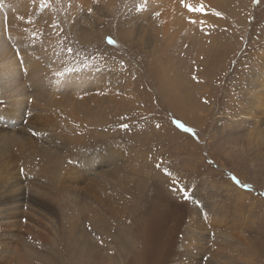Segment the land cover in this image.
<instances>
[{
    "label": "rangeland",
    "instance_id": "1",
    "mask_svg": "<svg viewBox=\"0 0 264 264\" xmlns=\"http://www.w3.org/2000/svg\"><path fill=\"white\" fill-rule=\"evenodd\" d=\"M38 1L0 0V264H264V0L196 2V38L166 0Z\"/></svg>",
    "mask_w": 264,
    "mask_h": 264
},
{
    "label": "bare ground",
    "instance_id": "2",
    "mask_svg": "<svg viewBox=\"0 0 264 264\" xmlns=\"http://www.w3.org/2000/svg\"><path fill=\"white\" fill-rule=\"evenodd\" d=\"M4 1V4L6 5V6H8V8L9 9H11V8H13V7H15V8H17V10L18 11H20V10H22V8L20 7L21 5H19V4H21L24 0H3ZM30 1H33V0H30ZM40 1V0H39ZM38 1V2H39ZM46 1V0H45ZM44 1V2H45ZM61 1V0H60ZM65 1V0H64ZM72 1V0H71ZM71 1H68L69 3L71 2ZM201 2V0H186V2L187 3H189V4H195L196 2L197 3H200ZM66 2H67V0H66ZM67 2V3H68ZM158 0H154V4H156V6H158ZM166 2V4L163 2V4L162 5H165V6H163V7H166L165 9H161V8H159L158 7V10L156 11V13L157 12H159L160 13V15L159 16H157V22L159 23V26H160V28H161V30H162V33L164 34V35H168L167 37L169 38V37H171V38H174L175 37V33L177 34V33H183L184 35V37L185 36H187V37H194V38H196V37H199L200 36V34H199V30H198V32L197 31H194L193 33L194 34H192L190 31H192L191 30V27H193V26H195L196 24H198V21L197 20H200L199 19V15L201 14V13H198V16H197V13L195 14V16L194 17H189L187 14H186V11H184V10H180V0H166L165 1ZM40 3V2H39ZM53 3V2H52ZM51 3V4H52ZM74 3H76L77 5H81V1H79V0H74L73 1V3L72 4H74ZM162 3V2H161ZM3 4V5H4ZM86 4V3H85ZM71 5V4H70ZM70 5H68V6H70ZM160 5V4H159ZM197 5V4H196ZM63 6V5H62ZM71 6H73V5H71ZM70 6V7H71ZM155 6V5H154ZM51 7V6H50ZM74 7H76V6H74ZM69 8V7H68ZM156 8V7H155ZM5 11V10H4ZM47 11V10H46ZM49 12H51V11H49ZM48 12V13H49ZM0 13H2V12H0ZM21 13V12H20ZM4 14V13H3ZM23 14V13H22ZM1 15V14H0ZM7 15V14H6ZM21 15V14H20ZM46 15V14H45ZM2 16V15H1ZM8 16V15H7ZM13 18V17H12ZM16 18H18L17 17V15H16ZM16 18L14 19V22L13 23H16L15 22V20H16ZM186 18H189V20H195L196 21V24H190L189 23V20H187ZM2 19V18H1ZM8 19H9V16H8ZM155 19V18H154ZM185 19H186V21H185ZM18 20V19H17ZM16 20V21H17ZM13 21V20H12ZM185 22L187 23V26L185 27ZM8 23V22H7ZM12 23V25H10V26H12V28H13V32L15 31V29H17L18 30V27L16 28H14V26L16 25V24H13ZM17 24H19L18 23V21H17ZM9 25V23L7 24V26ZM19 26V25H18ZM154 26V25H153ZM9 27V26H8ZM20 27V26H19ZM69 27V26H68ZM74 27V26H73ZM10 28V27H9ZM11 28V29H12ZM70 28V27H69ZM75 28V27H74ZM175 28V29H174ZM22 29V28H21ZM66 29H68V28H66ZM4 30V29H3ZM186 30H189V32H187ZM2 31V30H1ZM0 31V32H1ZM4 31H2V33H3ZM8 32H10V29H9V31ZM12 32V31H11ZM11 32H10V37H8L9 39L10 38H13L14 37V33H13V37H11ZM17 31H15V33H16ZM22 33V31H18L16 34H18V33ZM168 32H169V34H168ZM1 33V34H2ZM5 33V32H4ZM21 33L20 34H18V36L19 35H21ZM188 33V34H187ZM195 33H197V34H195ZM6 35H9V33L7 34V32L5 33ZM70 34H71V32H70ZM3 35V34H2ZM6 35H4V36H6ZM199 35V36H198ZM22 36H24V33L22 34ZM75 36V35H74ZM74 36H72V37H74ZM22 38V37H21ZM202 38V37H201ZM200 38V39H201ZM6 39V38H5ZM15 38H13V40H14ZM24 39V38H23ZM23 39H22V42H24L23 41ZM167 39V38H166ZM25 40V39H24ZM171 40V39H170ZM2 41V40H1ZM8 41H10V40H8ZM192 41V40H191ZM16 42V41H15ZM14 42V43H15ZM30 42V41H29ZM27 42H25V44H26ZM31 43V42H30ZM202 43V42H201ZM16 44H17V42H16ZM20 44V43H19ZM8 45V44H7ZM12 45V44H11ZM1 46V45H0ZM19 47V46H18ZM26 47H27V45H26ZM20 48L21 47H19V50H20ZM30 48V47H29ZM3 49V48H2ZM22 49V48H21ZM0 50H1V47H0ZM24 50V49H23ZM22 50V51H23ZM21 51V52H22ZM2 52V51H1ZM26 51H24V53H25ZM23 53V52H22ZM22 53H20V54H22ZM25 55V57H26V54H24ZM18 56V55H17ZM28 58V57H27ZM12 60V59H11ZM23 59H21V61H22ZM26 61H28V60H26ZM25 61V62H26ZM11 63H12V61H11ZM11 63H9L8 62V65L7 64H5V66L7 67V69L9 68V70L4 74V77H3V79L2 80H4V82L2 81V85H4L7 89H9V90H11V88L13 87L12 85H14L15 83H16V81L18 80V78L19 77H21L20 76V74H19V71L20 70H17V69H15L14 67L12 68L11 66H14L13 64L11 65ZM17 63V62H16ZM16 63H14L15 65H16ZM17 65H19V63L17 64ZM4 67V66H3ZM5 67V68H6ZM12 68V69H11ZM1 70V69H0ZM1 72V71H0ZM41 72H43V75H44V71H40L39 69H35L34 70V72L32 73V75H31V77H35L36 79L35 80H33L34 81V84H36V85H39V84H41V83H43L42 82V77L40 78V73ZM2 74V75H3ZM11 74V75H10ZM1 76V75H0ZM5 76H6V78H10V80L8 81V80H6V78H5ZM42 76V75H41ZM6 80V81H5ZM102 80V79H101ZM8 81V82H7ZM11 81V82H10ZM95 81V80H94ZM1 82V81H0ZM12 83V84H11ZM95 83V82H94ZM102 84V83H101ZM36 85H34L35 87H37ZM1 87V86H0ZM103 87V86H102ZM262 88H260V93L262 94V96H263V98H264V84L261 86ZM1 89H3V88H1ZM6 89V91H8ZM5 90V89H4ZM14 90H16L17 91V89H15V87H14ZM13 88H12V93H13ZM19 90H21V89H19ZM19 90H18V92H19ZM9 92V91H8ZM7 92V93H8ZM18 92H15V93H18ZM15 93H13V94H11L12 96H14V94ZM110 93V92H109ZM20 94V93H19ZM113 94V93H112ZM16 95H18V94H16ZM104 95H106V93L104 94ZM104 95L102 96V97H104ZM21 95H19V97H20ZM111 96H113V95H111ZM11 97V96H10ZM11 105L12 104H14V109L16 110L17 108H21L22 106L21 105H18L16 102H12V103H10ZM261 104H263L262 106L264 107V103H261ZM12 107V106H11ZM262 107V108H263ZM23 108V107H22ZM14 109H13V111H14ZM264 110V109H263ZM7 126V125H6ZM10 127H12V126H7L6 128H10ZM31 195V194H30ZM25 200V199H24ZM7 205V204H6ZM10 207V206H9Z\"/></svg>",
    "mask_w": 264,
    "mask_h": 264
},
{
    "label": "snow or ice",
    "instance_id": "3",
    "mask_svg": "<svg viewBox=\"0 0 264 264\" xmlns=\"http://www.w3.org/2000/svg\"><path fill=\"white\" fill-rule=\"evenodd\" d=\"M253 2L255 3L256 0H253ZM41 3L43 4L44 0H41ZM180 5H181V7L187 9L188 12H190V13H201V12H203L205 10V5L204 4L193 5V4L187 3L186 0H180ZM137 7L139 8L140 5H138ZM91 11L92 10L89 9V12H91ZM155 15L159 16L160 13L157 12V13H155ZM212 15L219 17V16H221V13L220 12H213ZM189 23L190 24H196V21L195 20H189ZM200 24L201 25L205 24V21L201 20ZM108 43L112 44V43H114V41L111 38H108ZM68 51L70 52L71 49H69ZM57 75H59V73H57ZM192 79L193 80H197V77L193 76ZM207 102H208L207 100L204 101V103H207ZM3 103H7V101L4 100V99H0V104H3ZM173 123L176 125L177 128L183 130L186 133H191L193 136H195V132H194V130L192 128L186 127L183 123H181L179 121H175L174 120ZM123 127H127V125H123ZM156 127L159 128L160 125L157 124ZM196 138L198 139V137H196ZM209 163H212V161H209ZM157 167H159V165H157ZM21 171H23V169H21ZM164 174L166 176H171V173L168 171V169H164ZM231 179L233 180L234 183H236V184H238V185H240L242 187H245V188L248 187V185H246V184L241 185V182L235 176H232ZM171 183L173 185V187L170 189L172 192L179 191L184 199H188V195H189L188 192L186 191V189H184L182 187H178L179 186V181L177 179H172ZM262 195H264V193H262Z\"/></svg>",
    "mask_w": 264,
    "mask_h": 264
}]
</instances>
